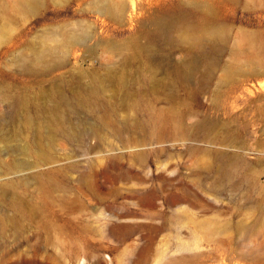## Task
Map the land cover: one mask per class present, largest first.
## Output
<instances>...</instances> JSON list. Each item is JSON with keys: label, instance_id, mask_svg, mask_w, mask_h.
<instances>
[{"label": "rangeland", "instance_id": "obj_1", "mask_svg": "<svg viewBox=\"0 0 264 264\" xmlns=\"http://www.w3.org/2000/svg\"><path fill=\"white\" fill-rule=\"evenodd\" d=\"M13 1L0 264H264V0H134L131 21L98 12L130 0ZM55 36L85 45L23 74Z\"/></svg>", "mask_w": 264, "mask_h": 264}, {"label": "bare ground", "instance_id": "obj_2", "mask_svg": "<svg viewBox=\"0 0 264 264\" xmlns=\"http://www.w3.org/2000/svg\"><path fill=\"white\" fill-rule=\"evenodd\" d=\"M12 7L16 10L19 11H24V12H32L34 10H36L37 8V1L36 0H14ZM5 10V9H4ZM134 11H135V1L134 0H130L129 5L121 8L119 11L115 12V14L112 13V11L110 10V8H101L98 10V12L102 15L108 16L110 18H112L115 21H119L121 20V16H125L126 19L128 21H131L133 19L134 16ZM195 25H189L188 26V32H189V36H188V40L191 42V46H196L197 45V40L193 35L194 32V27ZM211 36L213 38H220V34L217 31H212L211 32ZM216 39V40H217ZM245 40L252 46L254 47L256 45V39L254 35H246ZM83 44L85 45V40H83L82 38L77 39L76 37H68V36H63L62 38H58V36L54 37V44L48 48L45 53H47L45 56L44 54L41 55H36L33 58L30 59H26V62L24 65H21L19 68L21 69V72L23 74H27V75H31V74H35L36 72H38L40 69H44V71H51L54 70L56 68H58V64L56 62H54L53 65L49 64V61L46 59L47 57L50 56V52L53 54L56 53H70L71 50L74 48V46L76 44ZM118 51H122L123 50V46H120L117 48ZM43 52V51H42ZM140 106V101H137L136 104L134 105V107L138 108ZM72 108L74 109L75 106H72ZM91 113H94L93 109H90ZM101 123L105 126H110V123L107 119H101L100 120ZM147 128L149 129H153L152 125H150V121H147ZM94 133H97L96 129L94 128L92 130ZM236 169V165L232 166L229 170H228V175L227 176H231L232 171H234ZM2 216L0 214V226L2 224ZM117 227L119 229H124L126 226L122 225V224H118Z\"/></svg>", "mask_w": 264, "mask_h": 264}]
</instances>
